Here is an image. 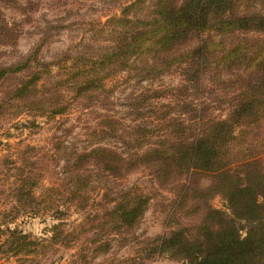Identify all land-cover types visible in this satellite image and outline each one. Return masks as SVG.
Wrapping results in <instances>:
<instances>
[{"label": "trees", "instance_id": "16d2710c", "mask_svg": "<svg viewBox=\"0 0 264 264\" xmlns=\"http://www.w3.org/2000/svg\"><path fill=\"white\" fill-rule=\"evenodd\" d=\"M101 26L102 42L74 54L68 49L43 61L38 44L0 64V83L13 81L6 103L54 117L66 113L70 96L94 98L119 73L142 82L178 67L181 83L143 87L130 100L139 120L124 128L102 114L103 126L88 132L90 144L65 147L60 182L39 195L40 177L17 166L15 203L0 220V257L22 262L45 240L63 241L71 206L87 212L83 222L94 232L126 243L152 199L142 184L125 182L141 170L160 188L179 186L168 230L151 238L148 256L264 264V0H129ZM206 78L227 90L223 115L187 101ZM111 137L120 149L98 143ZM203 178L206 185L191 187V179ZM215 196L223 207L211 203ZM38 213L55 220L44 229L47 238L15 225L18 216Z\"/></svg>", "mask_w": 264, "mask_h": 264}, {"label": "rangeland", "instance_id": "374dc122", "mask_svg": "<svg viewBox=\"0 0 264 264\" xmlns=\"http://www.w3.org/2000/svg\"><path fill=\"white\" fill-rule=\"evenodd\" d=\"M129 0H0V64L9 63L31 47L40 44L39 57L43 61L71 49L74 54L83 44L102 42V26L112 14L119 13ZM56 68L51 73L55 75ZM178 67H173L155 80L135 82L119 73L107 79L104 90L94 98H79L69 94L66 113L54 117L19 111V102H8L12 80L0 83V220L15 203L12 184L18 167H25L38 179L42 188L56 185L62 178L65 164L64 149L88 145V132L102 124V114L118 119L119 126L138 122L137 112L130 100L143 87H169L181 83ZM10 79V78H9ZM227 90L215 79H204L200 91L187 96L193 107L204 109L212 115L226 111L224 98ZM67 99V98H66ZM106 124V123H105ZM118 125V124H117ZM118 126V127H119ZM119 132H121L120 128ZM111 137L98 143L120 149V143ZM136 181L151 193V201L139 223L129 232L128 241L122 243L117 235H103L95 231L91 223H84L87 212H79L73 206L65 217L63 241L44 242L38 253L18 262L9 257L12 264H179L166 254L147 255L151 238L168 230L167 223L177 198V188H160L147 172L138 170L129 174L126 183ZM117 182H121L117 180ZM207 179H191V187L206 185ZM211 203L223 207L224 201L215 196ZM96 205L89 210H93ZM55 222L48 213L34 216L21 215L15 225L33 236L47 238L44 229ZM71 239V243L67 241ZM67 242V243H65ZM109 243L107 250L101 251ZM145 248V249H143ZM97 250V251H96ZM0 257V264H7Z\"/></svg>", "mask_w": 264, "mask_h": 264}]
</instances>
